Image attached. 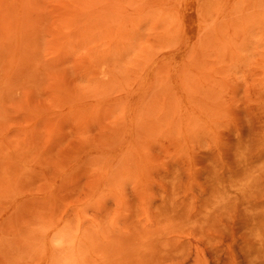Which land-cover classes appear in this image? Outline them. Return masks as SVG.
I'll use <instances>...</instances> for the list:
<instances>
[{
  "label": "rangeland",
  "instance_id": "rangeland-1",
  "mask_svg": "<svg viewBox=\"0 0 264 264\" xmlns=\"http://www.w3.org/2000/svg\"><path fill=\"white\" fill-rule=\"evenodd\" d=\"M0 264H264V0H0Z\"/></svg>",
  "mask_w": 264,
  "mask_h": 264
}]
</instances>
